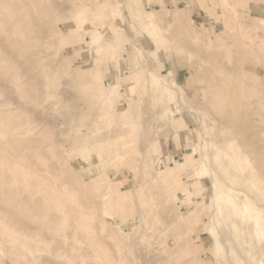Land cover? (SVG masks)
<instances>
[{
  "label": "rangeland",
  "instance_id": "rangeland-1",
  "mask_svg": "<svg viewBox=\"0 0 264 264\" xmlns=\"http://www.w3.org/2000/svg\"><path fill=\"white\" fill-rule=\"evenodd\" d=\"M0 264H264V0H0Z\"/></svg>",
  "mask_w": 264,
  "mask_h": 264
}]
</instances>
